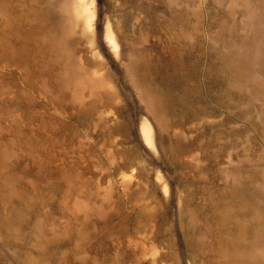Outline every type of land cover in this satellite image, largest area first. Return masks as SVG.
I'll return each mask as SVG.
<instances>
[{
  "label": "rangeland",
  "instance_id": "obj_1",
  "mask_svg": "<svg viewBox=\"0 0 264 264\" xmlns=\"http://www.w3.org/2000/svg\"><path fill=\"white\" fill-rule=\"evenodd\" d=\"M0 264H264V0H0Z\"/></svg>",
  "mask_w": 264,
  "mask_h": 264
}]
</instances>
